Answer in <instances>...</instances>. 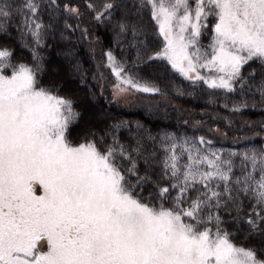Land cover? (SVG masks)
<instances>
[{
	"label": "snow or ice",
	"instance_id": "6c2138e0",
	"mask_svg": "<svg viewBox=\"0 0 264 264\" xmlns=\"http://www.w3.org/2000/svg\"><path fill=\"white\" fill-rule=\"evenodd\" d=\"M131 5L135 12L127 0L85 4L95 21L115 20L117 36H130L136 49L132 66L105 54L114 97L163 94L136 71L159 60L194 85L242 96L255 88L264 104V79L253 85L257 70L245 73L259 63L264 76V0ZM45 7L59 11L57 0H0V264H264V145L225 151L203 136L164 133L156 161L143 137L134 145L120 140L126 121L73 136L82 112L42 79L41 49L53 28L42 19ZM63 10L81 15L68 3ZM145 10L160 38L155 49L146 41ZM13 19L19 53L4 39ZM256 107L241 99L232 111Z\"/></svg>",
	"mask_w": 264,
	"mask_h": 264
},
{
	"label": "trees",
	"instance_id": "16d2710c",
	"mask_svg": "<svg viewBox=\"0 0 264 264\" xmlns=\"http://www.w3.org/2000/svg\"><path fill=\"white\" fill-rule=\"evenodd\" d=\"M127 2L128 11L135 12L131 0ZM65 3L78 7L81 15L77 17L64 12ZM57 4L59 11L45 7L41 13L44 22L53 25L41 49L47 69L42 79L44 83L58 84L60 94L71 98L74 107L82 112L73 136L85 127H92L103 134L108 125L126 121L128 126L118 132L120 140L134 145L137 138L143 137L148 150L156 151V161L164 156L159 147L164 133H174L177 137L203 136L212 141V147L227 151H243L264 145V132L259 125L264 121V104L259 103L260 96L255 88V95L246 92L242 96L239 91L228 93L222 89H209L203 83L194 85L172 70L166 61L157 60L140 64L136 71L145 80L155 82L163 94L133 92L129 96L114 97L112 86L115 78L106 66L105 54L111 50L118 60L127 61L132 66L136 60V49L130 46L131 37L117 36L115 20L110 23L95 21L85 6L86 0H57ZM115 15L118 17L120 13ZM142 20L146 41L149 47L155 49L160 44V38L154 34L156 26L147 10L143 12ZM16 23L15 19L9 21V34L4 39L19 53L22 42ZM65 24L70 27H65ZM23 54L30 59L27 49L23 50ZM252 69L257 70V75L251 83L258 85L264 79L259 63L251 64L245 73ZM241 99L256 102L257 107L232 111ZM253 121L257 123L253 125ZM149 134L157 138L155 142L148 139ZM139 167L143 174L145 165L142 161ZM153 171L155 179L160 173L159 163L155 164ZM150 191L152 186L146 185L144 195ZM237 236L239 241L244 240L243 233H237Z\"/></svg>",
	"mask_w": 264,
	"mask_h": 264
},
{
	"label": "rangeland",
	"instance_id": "374dc122",
	"mask_svg": "<svg viewBox=\"0 0 264 264\" xmlns=\"http://www.w3.org/2000/svg\"><path fill=\"white\" fill-rule=\"evenodd\" d=\"M206 43V42H205ZM212 147V146H211ZM213 148H215V147H213ZM215 149H217V148H215ZM225 151H227L226 149H224Z\"/></svg>",
	"mask_w": 264,
	"mask_h": 264
}]
</instances>
